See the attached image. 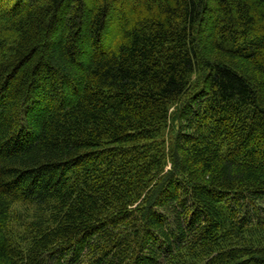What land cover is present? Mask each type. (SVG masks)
Returning <instances> with one entry per match:
<instances>
[{
    "label": "trees",
    "instance_id": "16d2710c",
    "mask_svg": "<svg viewBox=\"0 0 264 264\" xmlns=\"http://www.w3.org/2000/svg\"><path fill=\"white\" fill-rule=\"evenodd\" d=\"M0 264H264V0H0Z\"/></svg>",
    "mask_w": 264,
    "mask_h": 264
},
{
    "label": "rangeland",
    "instance_id": "374dc122",
    "mask_svg": "<svg viewBox=\"0 0 264 264\" xmlns=\"http://www.w3.org/2000/svg\"><path fill=\"white\" fill-rule=\"evenodd\" d=\"M168 168H169V166H168Z\"/></svg>",
    "mask_w": 264,
    "mask_h": 264
}]
</instances>
